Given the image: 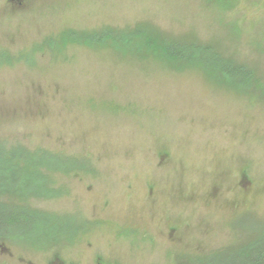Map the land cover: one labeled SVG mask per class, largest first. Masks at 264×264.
<instances>
[{
	"label": "rangeland",
	"instance_id": "rangeland-1",
	"mask_svg": "<svg viewBox=\"0 0 264 264\" xmlns=\"http://www.w3.org/2000/svg\"><path fill=\"white\" fill-rule=\"evenodd\" d=\"M17 5L0 0V169L9 163L5 187L26 200L13 208V194L0 196V264H181L198 245L200 258L232 245L209 264H264V0ZM141 24L160 41L211 47L249 76L174 72L146 50L60 43L66 31ZM41 179L46 188L36 186ZM202 193L229 208L199 214L227 236L196 242L181 231L177 245L157 235L149 247L138 228L114 233L113 225L151 222L152 213L160 231L169 221L194 223L187 204Z\"/></svg>",
	"mask_w": 264,
	"mask_h": 264
},
{
	"label": "trees",
	"instance_id": "trees-1",
	"mask_svg": "<svg viewBox=\"0 0 264 264\" xmlns=\"http://www.w3.org/2000/svg\"><path fill=\"white\" fill-rule=\"evenodd\" d=\"M154 34H156L155 31L151 27L144 26V24L137 25L133 29L125 28L119 31H113L111 33L110 31L107 30H103L101 33L93 32L88 34L87 33L82 34L79 32L68 33V31H66L64 34L60 36V43H67L68 41L70 42L72 41L78 44L79 42H81L82 45L89 48L93 47V44H96L98 46L99 45L104 46V44L106 46L111 44L115 50H121V51L124 50L126 52L132 53L133 55H138L139 53L137 52L140 50H144V51L146 50L154 58H159L157 60L160 61L159 64L160 66H162L163 68H167L168 70H172L174 72L200 71L202 75L212 76V77L216 76L215 73L219 72L223 77H230V78H233L234 76L233 74H238L234 72V69L230 65L222 64L218 59L219 56L208 54L206 49H208L209 52V50H213L211 47H195L196 45L195 41H185V40L160 41L154 37L155 36ZM173 42H175V44ZM131 49H133L134 51H131ZM238 75L239 77H244L245 79H247V77L249 76L246 70L241 71V74ZM19 157L20 156L11 159H16ZM11 159H7V161ZM8 164L9 163H6L5 165L6 167L0 169L1 171L4 172L7 171V174L6 173H4L3 175L0 174V177L3 176L2 177L3 179L0 180L1 182L0 185L2 184L4 185L2 186L4 188H2L3 190L0 192V196H4L3 198L7 199L8 197H10V195L13 194L15 199H17L18 201L14 202L12 204V207L18 208L17 204L23 202V200H26L24 199L25 194L12 193L11 190L5 187L7 186V183H9L12 180L11 179L12 175L9 174L10 168L7 166ZM36 186H38L40 189L42 187L46 188V186H44L42 182V179L40 182H38ZM28 194L31 195L28 196L29 198H34V197H38L41 199L42 197L45 198V196L40 197L43 194L39 196L34 195L35 193H28ZM245 248H247L249 251L247 245ZM246 251L247 250H245V253ZM245 253L243 250L241 255H244ZM242 260L243 258L240 259V261Z\"/></svg>",
	"mask_w": 264,
	"mask_h": 264
},
{
	"label": "flooded vegetation",
	"instance_id": "flooded-vegetation-1",
	"mask_svg": "<svg viewBox=\"0 0 264 264\" xmlns=\"http://www.w3.org/2000/svg\"><path fill=\"white\" fill-rule=\"evenodd\" d=\"M8 1H10L12 4L15 3L16 4L15 7H18L17 3H19V5H21V2L24 0H8ZM242 180H243V177H242ZM244 181H247L246 177H244ZM243 188L244 189L242 192L244 194V201H243L244 211H247V209L249 208V211H247V212H250L251 211V205L248 202V199L250 198V191H249L247 185H244ZM210 190H212V191L209 193L210 194L209 196L212 198L215 197V195L217 193L215 190V187H211ZM231 193L234 194V192L232 191V192L228 193V196L230 198H231V196H230ZM188 200H190V198ZM235 201H236L235 195H232L231 203H233L234 206H235ZM187 205H188L187 206L188 207L187 208V214L195 216V217L190 218L192 220H196L194 223L191 222L189 224L188 222H185L183 219L175 220L174 222L169 221L167 225L165 224L166 229L164 231H160V229L158 230L154 226L155 220L152 217V215H153V213H152V214H150L151 222H148V221L146 223L142 222V223L138 224L137 226L131 225L128 223H121L122 226H120V223H117L118 225H113V224H111V225L114 226V233H115V230H118L121 228L122 229L138 228L137 230L139 233H136V234L141 236L142 237L141 241L143 242V244L146 246H149V247L150 246H158L157 240H156L157 235L163 237L165 239V241H168V243H171V244L174 243L176 245H177V243H180L182 241V236H184V235L185 236L190 235L192 238L195 237L194 240H196V242L199 241L200 239L202 241L203 238L205 236H208V235H213V236L215 234L226 235L224 232L218 230V227L216 225L217 223H215V222L209 223V222H211L210 220H203L199 217L200 212L203 211L204 209L211 210V211L216 210L218 212L225 213L226 210L229 209L228 207H226L225 204H221V202L217 203V202H214L213 200L212 201H203V193H202V195L198 196V201H190V202H188ZM245 206L247 208H245ZM235 208H236V206H235ZM239 208H240V206H239ZM146 226H148V227L144 228ZM205 227L207 228L206 230H205ZM230 227H232V226H230ZM210 229H212V230H210ZM234 229H236V228H234ZM159 231H160V233H159ZM181 231H182V233L184 232V235H181ZM205 233H207L208 235H205ZM115 234H117V233H115ZM118 240H120V239H118ZM230 247H232V245H229L225 248H221L219 250H215V251H212L210 253L204 254V256L202 258H200L199 255L201 253L203 254V249L201 246L198 245V247L195 250V256H194L196 258L193 260L190 258L187 261H185L183 259L181 264H209L210 257H212V259L217 258V257H221L227 251H229ZM171 249L172 248H170V246H169V248L167 250L164 249V251L167 252ZM184 249L188 250V247H184L183 250ZM2 251H6V253H8V250H6V249H4V250L2 249ZM121 262H123V261L118 260V259H116V260H105L103 257H97L94 264H121Z\"/></svg>",
	"mask_w": 264,
	"mask_h": 264
}]
</instances>
